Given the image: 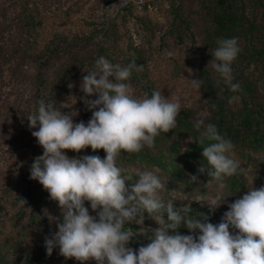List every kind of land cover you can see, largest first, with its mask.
<instances>
[{"label": "clouds", "instance_id": "1", "mask_svg": "<svg viewBox=\"0 0 264 264\" xmlns=\"http://www.w3.org/2000/svg\"><path fill=\"white\" fill-rule=\"evenodd\" d=\"M216 43L208 66L231 92H238L241 86L232 82L231 67L240 52L238 39L219 38ZM143 69L135 60L122 66L103 56L97 58L80 84L85 94L83 103L92 113L87 124L74 122L78 109L65 114L44 100L38 101V108L27 116L31 135L43 149L31 164L30 179L38 181L60 209V217H51L44 210L57 228L45 237L47 255L58 248L60 256L79 264H264V186H253L242 198L228 204L229 210L218 224L202 214L199 219L191 217L186 205L176 208L172 201L166 202L160 196L165 185L152 171L140 172L138 180L127 186L130 178L117 166L118 156L122 151L139 153L145 147L153 148L157 136L177 127L181 110L174 94L167 99L161 90H154L150 98L131 94L125 82L133 71ZM187 70L193 75L191 69ZM187 81L199 93L205 83L200 79ZM94 95L95 99L87 98ZM194 128L202 129L201 144L209 142L202 148L203 160L197 171L207 174L208 184L219 182L223 187L224 178L236 174L240 167L229 155L234 146L215 124H206L203 118L194 123ZM87 148L103 150L106 156L69 158L65 154ZM189 182L197 183L198 177L190 175ZM207 199L211 211L225 202L216 197ZM18 201V206L26 207L24 198ZM86 202L97 215L89 213ZM145 212L158 227L140 228L147 242L134 250L128 245L137 237L136 231L125 228V224H143ZM181 226L192 234L181 235Z\"/></svg>", "mask_w": 264, "mask_h": 264}, {"label": "trees", "instance_id": "2", "mask_svg": "<svg viewBox=\"0 0 264 264\" xmlns=\"http://www.w3.org/2000/svg\"><path fill=\"white\" fill-rule=\"evenodd\" d=\"M168 3L166 33L176 42L187 46L190 58L194 60L191 64L193 71L200 80L205 81L201 87L205 112L200 114L193 108L181 109L177 127L157 136L153 148L145 147L139 153L122 151L116 163L123 170L122 175L130 178L127 182L129 188L138 180L139 174L131 173L129 167L152 171L166 188L160 192V196L179 208L183 205L179 206V201L170 195L173 190L186 192L193 190L196 184L206 186L209 181L206 173L200 174L197 171L203 160L202 148L209 143H200L202 129L198 131L194 128L197 120L203 118L206 124H215L219 133L231 141L234 147L229 155L232 159V154H235L253 162L255 166L258 161L264 163V0H168ZM38 18L34 8L25 6L21 17L15 18L16 26L19 27V31L16 30L17 38H5L6 24L0 17V133L15 136L20 121L25 120L28 124L26 118L36 109L40 100L61 109L63 99L68 95V85L82 80L84 72L92 70L95 60L100 56L122 66L132 60L138 66H144L146 62L141 48L131 47L132 55L127 58L121 56L117 42L122 35L113 21L109 22L104 31L111 45L106 42L92 45L76 36L70 41L63 40L60 44L47 45L39 52H32L28 36L37 26H41ZM149 28L152 31L153 28ZM219 38L238 39L240 52L231 67L232 82L240 84L241 88L235 93L230 91L211 65L208 66ZM142 76L144 71H133L125 83H132L135 89L145 91V96L150 98L156 89L152 84L142 85ZM6 82L12 85V89L22 88L30 92L25 112L22 111L21 103L10 104L4 97ZM233 97L236 99L232 100ZM230 100L232 103H229ZM84 114L89 115L90 112L84 111ZM91 155L103 159L106 153L103 150L93 152L87 148L75 153L73 158ZM190 175L197 176L198 182L190 183ZM223 185L227 194L236 200L242 198L253 186H264V177L252 180L239 167L236 174L224 178ZM27 186L22 196L28 199L27 207L31 210L21 207L15 217L18 221L26 219L32 226H38L39 221L46 223L48 219L44 210H48L51 202L48 192L40 184L34 186L29 183ZM1 200L0 195V203ZM184 205L190 207L189 215L195 219L201 218L202 214L209 222L218 224L223 216L222 211H211L208 206L196 202ZM144 216L145 221L151 223L149 219H153L146 212ZM6 222V215L0 210V227L5 226ZM127 227L136 231L137 235L128 246H142L143 240L147 238L139 232L141 227L135 222L126 223ZM178 231L181 235L192 234L184 226ZM15 234H3L0 230V264L50 263L46 260H51L52 255H47L45 247L44 250L21 253L23 248Z\"/></svg>", "mask_w": 264, "mask_h": 264}, {"label": "rangeland", "instance_id": "3", "mask_svg": "<svg viewBox=\"0 0 264 264\" xmlns=\"http://www.w3.org/2000/svg\"><path fill=\"white\" fill-rule=\"evenodd\" d=\"M113 5L115 6L112 7ZM25 6L34 8L41 22V26H37L31 36H28L32 52H39L47 45L60 44L63 40L70 41L76 36L92 45L105 44V42L111 45L112 42L106 37L104 31L109 22L113 21L122 35V38L117 42L121 56L127 58L132 55L130 52L132 47L141 48L146 57L142 85L152 84L156 90H161L166 99L174 94L173 98L180 100L181 109L193 108L200 114L205 112L201 89L200 93L191 89L187 81L199 79L191 65L194 60L190 58L185 44L176 42L166 33L168 29V0L150 2L146 0H0V17L6 24L5 38H17L16 30L19 27L16 26L15 18L21 17ZM149 27L153 28L152 31ZM166 52H171L173 55L167 56ZM187 69H191L193 75H190ZM86 72L83 76L87 74ZM81 81L73 83V87L68 88V95L64 97L61 109L58 108V110L68 114L73 109H78L79 115L74 118V122L84 121L87 124L92 113L83 103L85 94L80 91ZM127 84L135 98L145 97V91L135 89L132 83ZM26 90L12 89V85L7 83L4 87V97L10 104L21 103L22 111L25 112L30 95V92ZM87 98L95 99L96 95ZM37 108L38 106H36ZM84 111H88L90 114L85 115ZM31 131L33 130L29 129L25 120H21L19 131L15 136L0 133V195L2 196L0 210L7 218L6 225L1 226L0 230L3 234L14 235L16 233L15 235H18L20 247L23 248L21 253L44 250L45 237H49L57 231L55 223L50 221L48 216V221L46 223L39 221L38 226H32L26 219L18 221L15 217L21 208L18 206V198L24 197L22 195L27 189V185L29 183L34 186L40 184L38 181L30 179V167L34 158L43 154L42 147L31 135ZM65 154L69 158H73L75 152L67 151ZM232 157L250 179L264 177L262 161H258L255 166L253 162H248L235 154H232ZM128 170L131 173H140L144 172L145 168L129 167ZM170 195L179 201V206L190 202L206 206L210 203L207 198L211 197H216L221 202L225 199V202L216 209L217 212L222 211L223 214L229 210L228 204L235 202V199L227 194L225 186L221 187L219 182H213L206 186L196 184L193 190L174 191ZM199 197L206 199L201 200ZM24 199L28 201L27 198ZM27 205L28 202L26 207ZM85 207L88 208L91 215H97L88 207L87 203H85ZM47 211L51 217H60V209L55 201L51 200ZM149 221L151 223L144 219V223L138 226L152 229L158 227L156 223H152L154 220L149 219ZM146 242L147 239L143 240L142 245ZM131 248L138 250V246ZM46 262H50L49 264H79L75 259L66 260L60 256L58 248L53 250L51 260H46ZM87 264H96V262L89 261Z\"/></svg>", "mask_w": 264, "mask_h": 264}]
</instances>
